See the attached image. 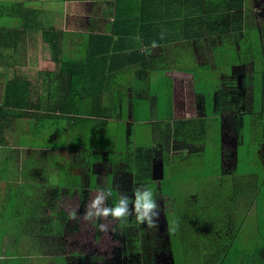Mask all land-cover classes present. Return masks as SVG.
<instances>
[{
  "label": "crops",
  "instance_id": "0c3cea01",
  "mask_svg": "<svg viewBox=\"0 0 264 264\" xmlns=\"http://www.w3.org/2000/svg\"><path fill=\"white\" fill-rule=\"evenodd\" d=\"M21 2L43 5L37 29L19 47L2 46V58L13 48L18 59L0 58V264H89L85 249L66 254L63 243L67 224L57 210L74 208L73 195L78 214L92 188L112 190L111 206L146 186L163 196L160 206L219 171L242 197L263 190L243 213L238 260L228 264H264V0ZM29 33L36 37L27 43ZM44 42L49 58L22 63L29 44ZM52 61L55 70L46 69ZM12 80L27 81L24 100L7 87ZM179 234L173 225V242ZM174 255L168 264L181 251Z\"/></svg>",
  "mask_w": 264,
  "mask_h": 264
},
{
  "label": "trees",
  "instance_id": "16d2710c",
  "mask_svg": "<svg viewBox=\"0 0 264 264\" xmlns=\"http://www.w3.org/2000/svg\"><path fill=\"white\" fill-rule=\"evenodd\" d=\"M217 1L218 3L222 2L224 6L226 3L228 4V0ZM209 3L214 4L215 2ZM33 4L32 9H29L21 0H14V2L0 0V47L6 43L14 48L18 41L24 37L26 30L37 29L40 2H33ZM239 5L236 4V7ZM209 18L213 20V15ZM214 19L216 20L218 17ZM12 22L20 23L23 28L13 27ZM9 31H11V37L6 36ZM43 35L49 40V31H44ZM13 48L11 53L16 54L17 50H13ZM257 51L254 48L256 59ZM1 55L2 53H0L2 59L3 56ZM93 55L90 53L91 58ZM1 63L2 61H0V65ZM60 65L61 71L67 69L64 63ZM74 68L77 71L81 69L78 65ZM3 69L0 66V71ZM19 70V66L16 65L14 73L19 72ZM23 84L28 88L27 81L20 84L17 80L9 82L7 87L14 91L19 89L20 95L22 90H25ZM32 88L34 89V86ZM25 95V93L21 94L22 100H24ZM262 132H264V128H262ZM206 158L209 164V152L206 154ZM253 164L251 162V166ZM243 168L242 159L238 160L235 173L244 171ZM257 184L260 185L259 182ZM196 189L197 192L194 194L190 189L188 191L181 189L172 194L168 200L167 197L164 198L166 203L159 206L158 229H149L145 225H137L133 215L128 217L127 223L98 221L97 223H109L107 232L98 231L95 224L83 220L86 205L93 195L101 189L92 188L88 191L85 197L84 212L81 214H78V196L73 195L71 199L75 202L74 208L66 206L68 209L66 211L63 206L57 210L58 215L63 216L67 224L63 239L66 254L72 253V251L77 253L76 250L85 249L83 253L89 264H114L117 259H121L122 264H168L175 257L174 254L181 251V258H185L186 264H210V261L213 260L216 261V264L232 263L237 259L234 253L236 241L234 242L233 239L237 237L236 231L241 225L243 213L248 211V205L253 200L252 208L254 204L255 208L257 207L261 200V191L257 192L256 189L251 188V193L242 197L235 189L232 177L228 173L221 174L220 171L217 175H208L198 180ZM154 194L157 203L163 201L161 198L163 196L160 197L156 191ZM117 200L118 198L111 201L116 202ZM168 203L170 206H166ZM73 211L76 212V219L70 218V213ZM170 216L175 217L174 223L170 222ZM70 221H73L76 226L69 224ZM173 225L177 234L180 233L176 242H173L171 238ZM47 228L49 225H46L43 230H47Z\"/></svg>",
  "mask_w": 264,
  "mask_h": 264
},
{
  "label": "clouds",
  "instance_id": "9594fccd",
  "mask_svg": "<svg viewBox=\"0 0 264 264\" xmlns=\"http://www.w3.org/2000/svg\"><path fill=\"white\" fill-rule=\"evenodd\" d=\"M163 39V33L160 36ZM156 41H152L151 48L158 47ZM146 52L150 51L145 49ZM112 190H98L85 207L83 220L95 224L98 231L107 232L109 223L112 221L127 223L128 217L135 216L137 225H145L149 229L159 227V205L155 199L153 190L146 186H137L133 190L132 197L121 194L118 200L111 206L107 204ZM131 204V208L129 205ZM71 219H76V212L70 213ZM98 221H108L109 223H97Z\"/></svg>",
  "mask_w": 264,
  "mask_h": 264
},
{
  "label": "rangeland",
  "instance_id": "374dc122",
  "mask_svg": "<svg viewBox=\"0 0 264 264\" xmlns=\"http://www.w3.org/2000/svg\"><path fill=\"white\" fill-rule=\"evenodd\" d=\"M9 1H13L14 2V0H9ZM34 4L32 3L31 4V6H33ZM39 6V5H38ZM103 15L105 16V15H109V14H107V13H103ZM45 17V16H44ZM51 18V17H50ZM46 20H47V18H46ZM48 21H50L49 19L47 20V21H45V23H47ZM12 25H13V27H16V28H18V29H21V24L20 23H17V22H12L11 23ZM6 31H7V29H6ZM6 36H8V37H11V34H7ZM36 37V34L35 33H29V39L28 40H26L25 39V41L27 42V43H29V42H33L34 41V38ZM37 39L40 41V40H42L43 38L40 36V35H38L37 36ZM47 45H48V47H47ZM17 47H19V41H18V44H17ZM29 48H31V50H29V58H24L23 60H22V63H23V61L25 62V63H28V65H33V66H35L36 64H39V65H41V63H42V61L43 60H45V58H49L50 57V55H52V53H51V51L49 50V49H51L50 48V46H49V43H45L44 42V45H43V47H41V48H39V49H35V45L34 44H29L28 45V47H27V51H28V49ZM10 50H5L6 52H5V57L4 58H6V59H8V60H10V59H14V58H16V59H18V55L20 56V51H19V49L16 51L17 53L16 54H12L11 53V51H12V48H9ZM2 52V47H0V53ZM13 52V51H12ZM41 52V53H40ZM12 55V57H10ZM40 57V58H39ZM45 57V58H44ZM4 58H2V60L4 59ZM39 58V59H38ZM55 62H50L49 63V65L48 66H46L45 65V67H46V69L48 68V69H52V70H55L54 69V67H55ZM41 67V66H40ZM40 69V68H39ZM45 71V70H44ZM0 85H3L4 84V80L2 79V78H0ZM1 101H2V98H1ZM234 176H237L238 177V179L236 180V183H241V181L243 180V178H242V176L241 175H239V174H237V173H235L234 174ZM233 176V177H234ZM235 180V179H234ZM250 183H252V180L250 181ZM256 183V175H254V184ZM263 191V190H262ZM262 191L260 192V193H262ZM258 205H259V203H258ZM0 208H1V206H0ZM252 211H254V210H252ZM250 221V217H248L247 218V222H246V224L248 223ZM255 223L256 222H254L253 224H251V225H249L248 227H246L245 229H247V230H245L246 231V234H247V236H248V238H253L254 236H255V234H254V229H255ZM248 243H249V241H248ZM17 258V257H16ZM179 258L176 256V260H175V262H176V264H186V260H185V258H180L179 260H178ZM216 260V259H215ZM210 264H216V261H210Z\"/></svg>",
  "mask_w": 264,
  "mask_h": 264
}]
</instances>
